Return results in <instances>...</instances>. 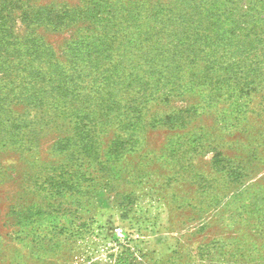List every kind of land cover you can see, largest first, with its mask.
I'll return each instance as SVG.
<instances>
[{"label": "rangeland", "instance_id": "rangeland-1", "mask_svg": "<svg viewBox=\"0 0 264 264\" xmlns=\"http://www.w3.org/2000/svg\"><path fill=\"white\" fill-rule=\"evenodd\" d=\"M0 264H264V0H0Z\"/></svg>", "mask_w": 264, "mask_h": 264}, {"label": "trees", "instance_id": "trees-1", "mask_svg": "<svg viewBox=\"0 0 264 264\" xmlns=\"http://www.w3.org/2000/svg\"><path fill=\"white\" fill-rule=\"evenodd\" d=\"M43 62H45V60L42 58V63H43ZM29 79H33V78H28V79H26L25 82H23V83H24V88H25V90H32V89H35V88H36L35 84H34L32 81H30ZM42 105H43V104H42ZM49 106H50V108H51V107H53L54 105H53V104H49Z\"/></svg>", "mask_w": 264, "mask_h": 264}]
</instances>
